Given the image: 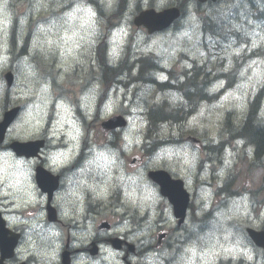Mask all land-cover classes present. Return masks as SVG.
Returning <instances> with one entry per match:
<instances>
[{
	"label": "clouds",
	"instance_id": "9594fccd",
	"mask_svg": "<svg viewBox=\"0 0 264 264\" xmlns=\"http://www.w3.org/2000/svg\"><path fill=\"white\" fill-rule=\"evenodd\" d=\"M102 3L106 14L118 4V0H108ZM157 8L165 6V0H152ZM143 6H150V0H142ZM132 6H129L131 12ZM0 13L3 17V27L5 36L7 28L12 23L13 13L9 9L7 2L0 6ZM102 17L97 13L96 8L89 3V0H77L71 10L63 13L61 17L51 21L48 25H37V39L33 42L35 48L42 38L54 36L60 33H68L65 43L76 39L78 46H90L94 38L101 35ZM131 19L130 15L125 17V21ZM27 17L20 20L24 24ZM187 35V33H185ZM127 35L124 26L117 27L110 33L107 51V61L110 65H115L124 53V37ZM137 43L142 38L141 33H137ZM48 43V41H44ZM51 43H55L52 40ZM6 47V45H5ZM77 45L65 49L61 59H66L69 55L75 54ZM8 58H3L0 68L6 67ZM27 66V58L20 62ZM165 66H168L165 61ZM30 68V66H28ZM67 71V69H66ZM244 76V72L240 73ZM159 79L164 80V76ZM18 81L26 85V90L20 84L16 87L20 89L21 95L31 98L22 110L12 119L8 126L7 138L0 145V207H3L6 218L11 225L28 226L26 228V246L32 245L30 255L38 257L39 264H60L62 239L58 242L57 237L63 236L62 231H50L40 240L29 234L30 229H34L36 224L30 218L34 215L32 209H39L35 215L42 220L45 216L43 206L48 201L52 190H45L38 184L37 164L41 163L43 169L48 173L58 174L61 169L66 168L79 155L85 138L84 120L99 119L107 121L118 114L121 109L119 102L112 97L106 98L104 103L97 108V98L100 95L101 84L93 81L87 88L80 92L75 102L71 97L57 96L53 94L52 85L48 81H40L35 71L29 70L18 75ZM63 76L57 78V83H62ZM223 81H221V84ZM214 86L211 91H215ZM247 87V84L242 85ZM3 94V85L0 84V95ZM15 95V93H13ZM172 98H177L176 93H170ZM234 95V93H229ZM227 99V97H225ZM238 107L243 108L240 104ZM204 109H201L203 114ZM81 115H77V113ZM0 119H3V112L0 110ZM144 123L136 124L135 118L123 129H109L106 125H101L105 140L101 143H90L87 151V158L83 166L76 169L73 174H69L62 181L63 188H56L53 204L62 220H77L84 213V201L86 194H91V200L103 203L110 195L111 189H120L123 192V203L121 208L125 211L134 207L143 211L145 208L152 209L155 214L157 206L164 203L160 193V187L148 179V172L153 166H160L172 170L182 162L183 165L194 167L198 158L199 149L193 150L185 143L179 146H161L152 153L150 157L143 160L129 171L126 161L121 153L134 151L144 140ZM165 131L167 125H164ZM120 131L121 145L113 148L111 141L115 139L113 132ZM39 140L42 142L36 150L35 155L18 154L13 147H6L10 141ZM39 156L43 160H39ZM218 175L224 176V170ZM191 184V180L187 181ZM207 207V205H205ZM27 218L19 213L24 210ZM116 209H114L115 211ZM171 218L169 209L167 219ZM220 228L226 233L223 236L225 247L223 255L243 256L247 261L253 260L252 249L248 246L244 236L239 231L232 228ZM128 232L127 220L123 224H114L109 228H97L96 217H90L85 226L78 227L71 231V241L69 248L73 251L64 256L65 264H126L123 259L124 251L117 247L107 238L115 233ZM144 235L143 232L130 234L129 240H138ZM214 236V234H213ZM99 238V239H98ZM92 244L93 241H97ZM204 243L198 244L193 241L184 251L181 264H214L215 253L212 247L208 246L207 238H203ZM95 248V252L87 251L89 245ZM207 248V251L204 249ZM129 261H135L134 255L128 256Z\"/></svg>",
	"mask_w": 264,
	"mask_h": 264
},
{
	"label": "rangeland",
	"instance_id": "374dc122",
	"mask_svg": "<svg viewBox=\"0 0 264 264\" xmlns=\"http://www.w3.org/2000/svg\"><path fill=\"white\" fill-rule=\"evenodd\" d=\"M152 2V0H150ZM167 1L165 4H168L171 1L174 0H165ZM182 1V0H181ZM5 2H7L8 7L9 3L11 0H0V6H2ZM63 2V11L61 7L59 8L60 3ZM130 1L128 0L127 4L125 2H121L119 5V12L122 16V18L125 19L127 14L129 13V6H130ZM133 3V2H132ZM252 3L256 6H258L261 10H264V0H252ZM242 2L239 0L233 4L234 10L230 14V17H233L235 9L239 8L242 6ZM14 5H15V12L9 8L12 13H13V18L19 17V22H18V27L17 31L18 33H15V29L12 26L11 23V31L7 30V35L9 34V42L10 39L13 35L12 42H14L15 47L12 48V52L14 54H17V52L22 49V47L26 44V57H24L22 60H19L18 58L14 57L12 58V62L9 64V56L4 55L3 53H0V63H3V58L6 56L8 58L7 66L0 68V84L3 85V94L0 95V110L1 106L8 105L7 98L5 96V93L8 91L5 87V82L2 79V75L8 70V68H13L15 69V72L18 73V75H22L23 72H26L27 67L32 64V68H37L36 64L37 62H41V58L43 57L42 55L49 54V59L47 58L48 62L54 58L55 55V49L59 50H64L63 45H67L68 48L72 47L73 45L78 46V42L76 39L68 41V43H65V39L68 33H60L54 36H47L41 39V41L37 44V46L34 48L33 47V42L34 40L37 39V33H36V28L37 25L44 24L48 25L51 21H54L55 19H58L63 15V13L71 10V8L74 6V3H72L70 0H28V1H19V0H14ZM225 1L223 0L219 5H217L214 9H204L202 12L207 13L206 15L214 17L215 20H217L219 23H224L223 19L217 14L221 15L229 6L225 7ZM225 7V8H224ZM187 20L186 18L183 20H179L177 22L178 30L175 33V37L177 38L175 41H181L183 39V35L186 36L185 33L190 37V39L193 41L194 44H196L198 38H197V19L195 15H197V7L196 6H190V4L187 3ZM59 9V15L55 16L54 10ZM232 9V8H230ZM229 9V10H230ZM217 11L218 13H213ZM27 17V20L24 24L20 23L21 18ZM30 17H34L36 20L34 21L32 27H33V32H30L27 27L30 26ZM245 17L244 10L241 9L239 12V18ZM12 18V20H13ZM121 18V19H122ZM185 24V31L183 29V24ZM108 21L103 18L102 23H101V28H102V33L106 32V27L108 26ZM127 35L124 37L125 39V44L129 43L130 40V34L132 32V29L129 27H126ZM232 27L237 30L235 36L231 37V42L228 46H223L219 51H217L218 54H215L213 57V60H216L217 58H224L226 59V65L229 66V69L232 65L235 63V67L237 66V73L233 78L237 80L236 87L234 89V99L232 98H227L225 100H221L217 103V105L214 107L215 110V116H213L212 122L208 121V119L204 118V115L207 113L206 110L203 111V114H201V109L197 111V113L193 116L192 120L190 123L184 124L187 126L189 129L187 130L186 137L187 136H193L196 137L198 135L201 136H207V141L210 142H218L221 138L225 137V129L222 128V122H223V117L227 111L234 110L237 115H234L233 117V123L236 127H239V125L242 124V118L245 116L246 111L248 106L246 107V103L248 102L250 96V92L253 86L254 81H259L261 84L264 82V52L262 53L263 56L257 55V57H253L248 63H243V61H247L246 59H243L240 55L242 54L243 50L245 49L244 46L242 49L241 47L236 48V44L238 43L237 40L243 41L244 38H250V50L251 48H260V46L257 45H264V32H261L260 30L257 29V27H249V28H241L239 25V20H233L232 21ZM117 27L112 26L109 30L108 33V39L110 38V33L112 30H114ZM27 29V30H26ZM26 30V31H25ZM25 31V32H24ZM12 32V34H11ZM29 33V34H28ZM206 33L208 35H216V36H221L223 33L221 32L220 28H212L209 27L206 30ZM28 34V36H26ZM137 33H134L135 35V41L137 43ZM161 37H159L160 39ZM99 39H102V36H99ZM158 39V38H157ZM157 39H148L145 36L142 35V38L139 40V45L140 49L146 50L148 47H150L153 43L156 42ZM48 41V43H45L44 41ZM52 40H55V43H51ZM254 40V41H253ZM171 41L168 43H164L165 46L170 45L171 43L175 42ZM200 42V41H199ZM95 40L91 44V53L93 52V48L95 47ZM106 44V43H105ZM8 47V38L5 36V30L3 27V17L2 13H0V49L1 47L5 46ZM107 45V44H106ZM124 47V46H123ZM183 52L185 49V46H182ZM78 49V48H76ZM103 48H101L100 52L104 54ZM195 51L193 57L198 59V61H203L202 59L205 57V54L202 52V50L199 48V43L197 46H195ZM264 50V47H263ZM238 53V54H237ZM238 56H237V55ZM236 55V56H235ZM70 56H75V55H70ZM240 56V57H239ZM25 58H27V66L21 64L20 62L23 61ZM46 58V57H45ZM237 58V59H236ZM72 60V59H71ZM103 64L107 68L109 63L107 61V57L104 56L103 58ZM176 64V65H174ZM9 66V67H8ZM171 66L177 67V68H182L181 65H179L177 62L173 63ZM104 70V76L107 77H114L116 76L117 72L106 69ZM244 72V76H241L240 73ZM112 79V78H110ZM116 80V78H115ZM113 79L111 83L115 82ZM139 85L138 87L147 90L149 92H153L152 89H150L151 83L153 81L147 76H143L141 80L138 81ZM18 84L20 86H23L25 84L22 83V81H18ZM247 84V87H242V85ZM17 89V88H16ZM246 89L247 91L245 93H242V91ZM168 93L162 94L168 102L170 101L171 103L169 105L170 108H173L176 106V108L180 107V97H178L174 100L170 93H176L174 87H167ZM136 90L134 88L130 89V105H131V110L129 112V124L130 122L135 118L136 124H140L141 121L144 123V129L143 133L145 131V122L144 119H147L145 113H142L140 111H136V109H141L142 111L145 110V106L141 103L142 99H146V97H142L144 95V92H136L139 93V95L135 96L133 93H135ZM14 93V92H13ZM12 93V94H13ZM10 98H13L12 95H9ZM239 97V98H238ZM179 98V104L178 102ZM10 103H16L20 102L19 100L13 99L10 100L8 99ZM103 100V99H102ZM148 102H152L155 99V95L151 93V95L147 98ZM14 101V102H13ZM25 102V100H23ZM240 104H243L244 107L240 108L238 107ZM264 106V103H263ZM263 116H264V108H263ZM90 122V121H89ZM164 125H167V130L165 131ZM158 127L160 133L162 134L163 137L171 140L172 138H169V135H174L175 137L181 134L180 130V125L177 123V125H174L173 123L167 122L164 124H160ZM185 131V129L183 130ZM95 137L94 141L95 143H99L105 140L104 134L98 132L95 130V128L90 129V138ZM174 141V140H173ZM177 144L175 146L180 145V138H176ZM199 153H202L199 150ZM199 153H198V158L195 163V166H189V165H183L182 162H180L176 168L172 169L171 171L175 173L179 178L182 180H185L187 183V186L189 190L193 191V194H196V197L194 196V201L192 200V205H194V213L191 218H188L187 220V230L189 229H195V226H192V219L196 215L198 218H200L203 210V206L200 203L201 198L205 196L202 188H197L195 185L194 179L195 177L198 176V172L196 167L198 166V159H199ZM239 157L236 159V162L233 164V167L229 166L231 158V153L227 152V154L224 155V165L220 170H224L225 172L228 173L229 178L232 180V191H239V195L227 199L224 197L221 201H219V198L215 197V195H212L211 192L214 190L215 186L210 187L212 190H208L207 193L209 194L208 196V201H207V207L211 206L212 208L214 205L216 206V211L214 212V216L208 220L205 225L202 227L203 229H199L198 233L195 231L194 233V238L188 242V246H185V249L190 246V244L193 241H196L198 244H203L204 239L207 238V243L209 247H212L215 245V247H212L213 252L215 253V258H214V264H241L240 258L243 257L241 256H227L223 255V250L225 247V242L223 240V236L226 234L222 228H220V225L223 224L224 228H232L234 231H239L241 234L244 232V230L247 227H251L254 229H261L264 225V166H256L254 169L249 171V166H248V160H240L241 157L245 156L243 151L240 150L238 152ZM241 153V154H240ZM203 155V154H202ZM140 156L143 158L145 156L144 152H140ZM84 157V156H83ZM123 157V156H122ZM131 157V156H129ZM148 157H144L143 160L147 159ZM123 159L126 161V167L131 171L133 167H128L127 160L125 157ZM81 158L74 162L77 164ZM72 164V166L74 165ZM83 164L81 165V167ZM80 167V168H81ZM157 166H153L151 169L156 168ZM231 167V169H230ZM76 168V167H75ZM73 168V170H75ZM168 169V168H167ZM71 170L72 174L75 172ZM66 178V176L63 178V180ZM226 176L222 178L221 182L226 180ZM191 180V184H189L187 181ZM64 187V184H63ZM253 191L252 193L254 194L253 197L249 195L247 192ZM256 191V192H254ZM119 192V195L116 193ZM91 200V194H86L84 204L87 202H90ZM93 201V200H92ZM95 202V201H94ZM107 203L110 205H114V209H116L119 213L121 212H127L129 215H135L136 212L138 211L139 214L144 212V219L151 218L148 221H143L144 223L140 228L137 226L138 230L135 233L138 232H143L144 235L140 237L138 240H132L133 242L137 243L138 245L142 244H147L149 241L150 236H154L155 233H158L156 225H161V228L158 229H164L167 231H171L175 226L174 219L171 215L170 219H167V215L169 212L168 208L161 209L160 205L157 206V209L155 210V214L153 213L152 209L145 208L143 211H141L139 208H132L130 210H123L121 208V205L123 203V192L120 189H111L110 190V195L107 198ZM83 204V205H84ZM85 206H89V204L84 205V210ZM93 208L96 207V205H92ZM118 207V208H115ZM93 215H91L92 217ZM104 215L99 216V218L103 217ZM106 220L110 221H117V220H111L108 215L107 217H104ZM62 220V219H61ZM128 223V227L130 226H136V222H140V218L136 217V222L130 224V220L126 219ZM142 220V219H141ZM166 222V225H165ZM130 224V225H129ZM55 231H62L63 236L66 237L68 228L64 225H62L59 221L58 224L55 226ZM135 231V230H134ZM132 231V233L134 232ZM131 232H128L130 234ZM133 233V234H135ZM214 234V236H213ZM179 237H184L179 236ZM61 239V237H59ZM248 244V243H247ZM140 247V246H137ZM141 248V247H140ZM253 252V261L258 258L257 264H264V259L259 251H256V249L251 246L250 247ZM207 251V248L204 249ZM146 254V253H144ZM143 254V255H144ZM184 254L183 248L176 254L175 257H172L171 260H168L167 263H175L177 259V263L181 264V260ZM173 255V254H172ZM170 257V256H169ZM168 257V258H169ZM167 257L164 256L163 259H166ZM152 260L150 264H158V255H145L143 256V261H148ZM136 264H142V261H140L138 258L136 259Z\"/></svg>",
	"mask_w": 264,
	"mask_h": 264
},
{
	"label": "trees",
	"instance_id": "16d2710c",
	"mask_svg": "<svg viewBox=\"0 0 264 264\" xmlns=\"http://www.w3.org/2000/svg\"><path fill=\"white\" fill-rule=\"evenodd\" d=\"M106 69L109 68L107 67ZM117 76H119V74L112 77V79H109V81L111 82L113 79L117 78ZM255 104L252 105V111L250 115L247 117L241 132L245 133L248 140L251 141L252 144L255 145L257 150L259 151V149L264 146V124L258 121L257 109L259 107H257V105Z\"/></svg>",
	"mask_w": 264,
	"mask_h": 264
},
{
	"label": "water",
	"instance_id": "95a60500",
	"mask_svg": "<svg viewBox=\"0 0 264 264\" xmlns=\"http://www.w3.org/2000/svg\"><path fill=\"white\" fill-rule=\"evenodd\" d=\"M168 181H166L165 183H163V187L166 188ZM177 194V195H176ZM171 202L174 205L175 208V215L177 217L183 218L184 216V211L187 205V196L185 193H182L180 189L178 188H172V192L170 194L167 195ZM249 236L251 237V239L253 240V242L264 249V232H255L251 229L247 230Z\"/></svg>",
	"mask_w": 264,
	"mask_h": 264
},
{
	"label": "bare ground",
	"instance_id": "6f19581e",
	"mask_svg": "<svg viewBox=\"0 0 264 264\" xmlns=\"http://www.w3.org/2000/svg\"><path fill=\"white\" fill-rule=\"evenodd\" d=\"M118 77V76H117ZM115 80V79H114ZM152 84V83H151Z\"/></svg>",
	"mask_w": 264,
	"mask_h": 264
}]
</instances>
